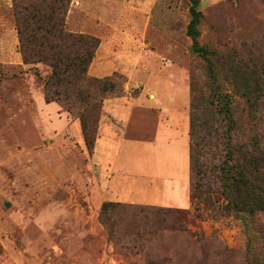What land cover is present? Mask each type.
<instances>
[{
  "label": "rangeland",
  "instance_id": "374dc122",
  "mask_svg": "<svg viewBox=\"0 0 264 264\" xmlns=\"http://www.w3.org/2000/svg\"><path fill=\"white\" fill-rule=\"evenodd\" d=\"M101 1L93 0L96 11ZM191 5L155 0L153 23L181 46L190 87L187 117L209 123L203 132L212 134L213 167L206 178L189 172L190 202L182 212L152 213L145 207L163 204L98 198L90 156L103 92L90 88L98 106L89 115H80L79 102L52 101L57 111L38 105L52 68L11 60L20 49L12 36L13 0H0V264H18L11 258L14 245L25 264H264V210H251L224 187L225 178L250 167L252 193L264 196V0H199V41L212 51V75L187 35ZM111 78L117 93L125 77ZM222 115H234L237 123ZM197 181L202 186L193 188ZM108 200L129 206L105 215Z\"/></svg>",
  "mask_w": 264,
  "mask_h": 264
},
{
  "label": "crops",
  "instance_id": "0c3cea01",
  "mask_svg": "<svg viewBox=\"0 0 264 264\" xmlns=\"http://www.w3.org/2000/svg\"><path fill=\"white\" fill-rule=\"evenodd\" d=\"M101 3V11H96L93 0H73L67 15L70 31L101 39L89 73L106 77L120 72L126 77L124 92L103 101L90 156L95 193L103 199L186 207L190 202V87L187 68L180 62L181 46L153 23L155 0L137 5L122 0ZM12 36L18 44L16 26ZM11 60L29 69L41 64L24 63L20 49ZM41 93L38 105L57 111V104L47 102ZM15 247L11 246V258L25 264L17 259Z\"/></svg>",
  "mask_w": 264,
  "mask_h": 264
},
{
  "label": "trees",
  "instance_id": "16d2710c",
  "mask_svg": "<svg viewBox=\"0 0 264 264\" xmlns=\"http://www.w3.org/2000/svg\"><path fill=\"white\" fill-rule=\"evenodd\" d=\"M72 0H13V11L15 26L18 33L20 51L23 62L26 64L45 63L52 68V72L45 80V99L47 102L62 101L63 103L73 104L79 102L83 107L80 115H89L95 108L97 102L93 101L90 88H97L103 92L101 97V110L103 101L115 92L117 83L111 78L113 75L125 77L120 72H115L110 76L98 78L91 76L89 68L94 59L96 51L100 45V37L82 33L73 32L67 29V15L69 5ZM190 7L191 19L187 25V35L192 39V50L199 56L203 57L209 68L210 74H214L212 66L211 50L200 43L199 36L201 31L199 24L202 18V11L199 6V0H191ZM126 81V77H125ZM124 81V83H125ZM119 92L114 95H120L124 92L123 85ZM230 95V92H228ZM246 94V92L242 93ZM113 95V94H112ZM230 101L224 103L230 110ZM224 106V107H225ZM89 112V113H88ZM88 113V114H87ZM230 125L236 124L234 115H222ZM101 119V116H100ZM99 119V122H100ZM83 130L85 139L90 142L88 123L85 116H82ZM204 126L207 128L209 123L198 115H191L190 123V172L201 174L202 178H206L208 170L213 165L208 164V151L211 146V131L203 132ZM99 128V127H98ZM98 129L95 138L92 141V149L94 147ZM215 158V156L213 155ZM214 167H217L214 165ZM221 169V166L219 167ZM250 167L238 169L237 172L225 178L224 187L227 189L229 196L232 194L239 195V203H243L251 208V210H264V196L258 192L254 197L252 189L253 184L252 173ZM207 182V179H205ZM204 182V183H206ZM201 181L194 182V186H202ZM236 190H233L234 187ZM129 203L121 201H105L102 205V213L107 214L110 210L117 206H129ZM143 207V206H142ZM146 211L152 213H166L170 211L182 212L184 209L174 206L150 205ZM143 213L144 208L138 207Z\"/></svg>",
  "mask_w": 264,
  "mask_h": 264
}]
</instances>
